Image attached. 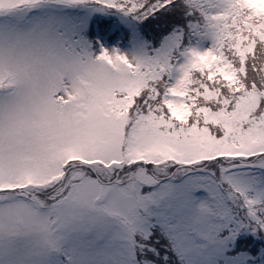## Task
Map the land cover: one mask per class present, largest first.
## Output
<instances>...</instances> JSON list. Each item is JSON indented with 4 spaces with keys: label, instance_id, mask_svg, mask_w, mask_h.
I'll list each match as a JSON object with an SVG mask.
<instances>
[{
    "label": "snow or ice",
    "instance_id": "snow-or-ice-1",
    "mask_svg": "<svg viewBox=\"0 0 264 264\" xmlns=\"http://www.w3.org/2000/svg\"><path fill=\"white\" fill-rule=\"evenodd\" d=\"M0 264H264V0H0Z\"/></svg>",
    "mask_w": 264,
    "mask_h": 264
}]
</instances>
